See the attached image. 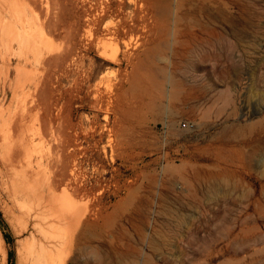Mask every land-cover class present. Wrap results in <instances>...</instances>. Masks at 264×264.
Here are the masks:
<instances>
[{"label":"rangeland","instance_id":"obj_1","mask_svg":"<svg viewBox=\"0 0 264 264\" xmlns=\"http://www.w3.org/2000/svg\"><path fill=\"white\" fill-rule=\"evenodd\" d=\"M112 1L115 9L119 0ZM156 1L177 12L175 28L172 20L167 30L154 27L139 45L136 36L104 32V49L93 46L82 60L61 61L60 66L53 49L60 53L70 40L77 48L85 45V11L90 3L37 0L36 12L31 4L17 5L26 11L15 12L23 19L21 29L29 28L22 31L24 49L17 53L13 43L6 58L0 57V110L13 114L16 109V115L23 107L31 109L28 124L48 122L49 144L55 145L56 127L62 137H70L75 159L69 172L74 169L91 180L103 172L101 199L86 202L92 212L70 256L66 249L58 259L65 264H264V0ZM133 6L125 0L120 15L132 16ZM48 20L49 40L44 38L49 34ZM104 22L111 24L113 19ZM26 31L31 33L25 35ZM126 43L128 62L123 59ZM115 59L122 60L121 66ZM41 60L43 66L50 62L47 70ZM90 66L91 79L83 83V70ZM18 75L22 77L16 83ZM152 75L157 83L151 82ZM74 79L80 82L79 91ZM42 80L47 81L45 86ZM17 84L24 88L15 90ZM145 87L157 101L145 99ZM93 96H100L101 102L93 103ZM19 104H25L22 110ZM82 130L88 131L85 140ZM1 153L0 147V236L7 252L5 264H16L21 224Z\"/></svg>","mask_w":264,"mask_h":264},{"label":"bare ground","instance_id":"obj_2","mask_svg":"<svg viewBox=\"0 0 264 264\" xmlns=\"http://www.w3.org/2000/svg\"><path fill=\"white\" fill-rule=\"evenodd\" d=\"M85 1H88L90 3L89 9L85 11V20H86V26H87V30L85 29V32L87 33L86 34L87 35L86 36V43L84 42L85 45L81 49L77 48L76 43L71 41V40L69 42H67V44H68L67 45L65 41L69 40V38H68L69 35H68L66 40H63L64 42L62 43V46H60V47L64 48V46H63L64 43L67 46L65 45L64 49L60 48V51L62 49V51L60 53H59V50L53 49V51L55 53H57V56L55 55V61L57 63L56 62L55 63L58 64L59 66H60L61 61L63 62L65 60H67L68 63L73 62L75 64L78 60H82V57L85 56L86 53L93 46L97 50L101 51V49L104 47L103 46L104 43H103V39L101 37V34L104 32H107L111 36H114V37H123L124 35H127V36L129 35L130 37L136 36L138 38L137 42L139 45L140 44L139 42H140L142 36L147 37V32L154 30V27L162 26L163 28H165L167 30L169 28L168 26L170 25L171 20H172V24H173L174 28L176 27L177 22L179 21V17L177 15L176 11H174V12L170 11V9L166 5H160L156 0H130V2L133 3V5H134L133 7H135V9H134L133 15L131 14L132 16H130L129 18H125V17L121 16L119 13V11H121L122 8H124L125 0H119V2L116 3L115 9H113L111 6L113 3L112 0H85ZM30 4L32 5V8H33L34 5L36 6L37 0H0V19L2 18V21L0 24V49H2V48H3V50L5 49L4 52H3V50H0L1 59L4 58V55H6V53L10 51V50L7 51L8 47L11 46L10 48H12L13 43H16V45H17V50H19V51L16 50L17 53H19L20 49H22L24 47L23 46L21 48V46H22L21 41L24 40L22 31L25 28L23 27L21 29V26H20L21 22H22L21 20H23V19H21L22 18L21 16H20L21 18L19 17V15H18L19 13L16 14L15 12L16 11L18 12L17 9H19L20 6L25 7L28 5V7H29ZM17 5H20L19 8H17ZM42 7H44V6H42ZM35 8H33V9L36 12L38 10V8H37V10H35ZM21 10H23V9H21ZM28 10H30V8H28ZM25 12L26 11H24V13ZM29 13H31V15H32L31 10ZM21 14L23 15V18H24L25 15L22 12H21ZM50 16L52 17V15H50ZM46 17H48V16H46ZM27 18H29V17H27ZM31 18H33V17L31 16ZM34 18H36V17H34ZM54 18H55V15H54ZM54 18L52 17V19H54ZM107 18H112L113 22H110L111 24H105L104 21ZM47 19L45 18L44 20L46 21ZM29 20H32V19H29ZM44 20H43V22H44ZM34 21H36V20H34ZM50 21H53V20L50 19ZM50 21L48 20L47 26L52 24V23L51 24L49 23ZM24 22H25V19H24ZM26 22H27V20H26ZM57 22L58 21L56 20V22H53V23H57ZM39 23L41 24L42 21H39ZM40 24H39V27L44 28L43 26H40ZM37 25H35V26H37ZM54 25L55 24H53L52 26L56 28L57 26H54ZM57 25H58V23H57ZM26 26H28V28H29V25H26ZM49 27H51V26H48V27L45 26V28H48L46 32H49V34L45 33L46 36L44 37L45 39H48V40H49V38H47V37H49L51 35L50 34L51 31H48L50 29ZM28 28H26L25 30H27ZM30 29L33 30L32 26ZM63 29H65V28L62 27L61 30L63 31ZM39 30H40V28H39ZM39 30L37 29V31L40 33L41 31H39ZM44 30H43V32H45ZM55 30H53V34L54 33L56 34V32H54ZM27 31L24 33L25 35L28 33ZM91 31L93 33H91ZM34 32H36V31H34ZM38 32L36 34L39 36H36V37H39V40H40L41 37H40V34ZM64 32L68 33L69 31L65 29ZM30 33L31 32H29L28 34H30ZM36 34L34 33L33 35H36ZM57 34L59 35L58 32H57ZM25 35H24V37H25ZM41 36H42V33H41ZM62 36H64V35H62ZM84 36H85V34H84ZM30 37L33 38L34 36L32 37V34H31ZM64 38H65V36H64ZM33 39H32V41H33ZM35 39H34L35 42H37L38 38H35ZM45 39L43 40L41 38V40H43L42 42H44ZM55 40H53V41H55ZM46 42L48 43V41H46ZM31 43L32 42L30 40L29 44L31 45ZM47 43H45V44L47 45ZM49 43L51 45V43H52L51 40ZM27 44H26V46H27ZM41 45H43V44H41ZM50 45H49V47L51 48L52 46H50ZM57 45H60V44L57 43ZM31 47H33V46H31ZM125 47H126V52L123 54V57H124L123 59L128 62V59H127V56H128L127 51L128 50L127 49L130 48V44L126 43ZM50 48L47 47V49L52 51V49H50ZM54 48H55V45H54ZM56 48L59 49L58 46ZM32 49H34V48H32ZM38 49H40V48L38 47ZM49 50L47 52H49ZM31 51H32V53H34L36 50L35 51L31 50ZM41 51H42V49H41ZM44 51L46 52V50H44ZM11 52H12V50H11ZM25 53H26V51H25ZM37 53H38V51H37ZM105 53H102V54H105ZM26 54H28V51ZM51 54L52 53L50 52V56H51ZM9 55H10V53H9ZM31 55H33V54H31ZM47 55H49V54H47ZM47 55L45 56L46 59H47ZM112 55H114V54H112ZM20 57H22V56H20ZM33 57H34V55H33ZM37 57H38V55H37ZM37 57H35V58H37ZM7 58H10V57H7ZM18 59L20 60V58H18ZM38 59H39V57L37 58V61H38ZM35 60H33V61H35ZM52 60H54V59H52ZM52 60H51V62H52ZM4 61H2V62H4ZM41 62H42V60H41ZM41 62L39 63V65H41ZM4 63H6V62H4ZM46 63L47 62H45V64ZM49 63L50 62L48 61L47 64H49ZM115 63L118 66H121L122 60H116L115 59ZM6 64H8L7 72H9V67H11V66H9V61ZM16 64L18 66L17 62H16ZM47 64L45 66H47ZM19 66H20V63H19ZM19 66L17 67L18 70H20ZM42 66H43V62H42ZM45 66H43V67L45 68ZM53 66H55V65L53 64ZM15 67H13V68H15ZM42 69L43 68L41 67L40 72H43ZM16 70L17 69L15 68V71ZM18 70L15 73H17ZM56 70H58V68ZM21 71H24V69ZM45 71L43 72V73H45L44 76L47 73ZM91 71H92L91 66L88 67L87 69L83 70L84 75L81 79V82L88 83L90 81ZM161 71L162 70L160 69L159 72H161ZM48 72H50V71H48ZM0 74H1V72H0ZM21 74H22V72H21ZM154 74H155V72H154ZM3 75H5V74H3ZM19 75H18V78L16 76V78L18 79L16 83H18V81L20 82L19 79H21V77H22V76L19 77ZM37 75L39 77V74H37ZM48 75L49 74H47V76ZM32 76H35V75H32ZM44 76H42V73H41V78ZM29 77H27V78H29ZM30 78H29V80H30ZM50 78H51V76H50ZM153 78H154V76L152 75V77H150L151 82L157 83V81L153 80ZM161 78L164 80V82L166 80H168V78L166 76H162ZM35 79H37L36 76H35L34 80ZM46 79H47V77H46ZM31 80H30V82H32ZM47 80L50 81V79H47ZM74 80H76V79H74ZM27 81H28V79H27ZM23 82H24V80H22V83ZM39 82L37 81V86H38ZM42 82H43V80L41 81V83ZM44 82H43V86H45ZM79 84H80V82H78L77 80L74 81L73 86L78 91L80 88ZM24 85H27L26 82ZM33 85H34V87H36L35 84H33ZM159 85L163 86V83L159 82ZM8 86H10V84H8ZM20 86L22 88H24L23 84H20L19 86L17 84L13 87L15 88V90L17 87V90H18V87H20ZM21 87L19 89L22 90ZM98 88H99V84H98ZM2 89H4V87ZM44 89H45V87H44ZM44 89H42V91ZM15 90H14V92H12L13 94L15 93ZM33 90L35 92H37L35 88ZM142 91H143L142 95H144L146 100L148 99L149 103H152V102L158 100L156 97H152V94L148 91V89L146 87ZM30 94H31V98H32L33 93L30 92ZM40 95H41V93H40ZM14 96H16V94H14ZM94 96H95V94H94ZM94 96H93V98L95 99V102H93V103H96V104L100 103L101 97L100 96L94 97ZM37 97H39V95ZM41 97H44V96L41 95ZM79 97L80 96H78V98ZM31 98L29 97L30 100H31ZM33 99H34V97H33ZM26 100L28 101V98ZM58 101H59V98H57L55 102L57 103ZM16 103H18V102H16ZM26 104L29 105L27 102H26ZM19 105L20 106L16 105L17 107H20L19 109H21L22 106H25V104H22V105L19 104ZM27 105H26V107H27ZM44 105H45V103H42V106H44ZM7 108H8V106H7ZM24 108L25 107L22 108L23 112H21V113L19 110L20 115H19V113H17L18 116H17V114L15 115V112H17L18 110L14 109V108L13 109L15 112H13V114H11L10 112L8 113V111L5 112L6 110H0V147L2 150L1 154H3L4 160L8 166L7 168L9 169L8 170L9 174L7 173L9 175L8 176L9 181L8 180L7 181H8V183H10L9 185H10V189H11L10 190L11 194L10 193L9 194L12 196V197H10V198H12L11 203L13 202V205L16 206V208L19 212V214H15V213L14 214L19 215L17 217L15 216V217L19 218L17 221L20 220V224H21L20 225L21 228L19 227L20 231L16 232L17 237H19L16 241V248H17L16 264H59V263L61 264L62 261H61V259L59 260L58 258H61L63 251L65 252L66 249H68L67 250L69 252L68 256H70V253H71L70 250H72V246H73L76 238L78 239L80 230H81V228H82V226H83V224L87 218V215L90 212H92L91 211L92 209L89 210L88 207H86V205H85L86 202L88 204L92 201L94 202V201L101 199L100 198L101 197V191H103V190L102 189L100 190L101 184H102V181L100 179H102L103 172H97L96 174L98 177L95 176L93 178V180L88 179L85 175H82L81 173L75 172L74 169H71L69 172L68 167L71 166V163H73V161L75 159L74 151L73 152L70 151L74 147L72 144V139L70 137H68V138L62 137L61 134L59 133V129H57V127H56L55 131L57 132V130H58V133L55 132L56 136L52 137V139L55 138V140H53V141H55V145H53L54 143L53 144L50 143V144H52V147H51L50 144L48 143V140H47L48 135L51 132L48 129H46L48 122L46 123L47 124L46 125V124H44V122L42 120L37 127L35 126V123L34 124H28L27 121H28V118H30L28 116V114L30 115L32 110L28 109V108H27L28 109L27 110L25 108V111H24ZM42 109H43V107H42ZM10 110L11 109H9V111ZM45 114L47 115V113H45ZM34 115H35V113H34ZM36 116L38 117V114ZM58 116H59V114H58ZM43 119H44V117H43ZM57 122H58V128H60L61 126H59V125H61V124H59L60 121H58V119H57ZM83 127H85V126H83ZM86 129H87V127H86ZM80 134H81L83 140H85L88 137V131L87 130H82L80 132ZM75 135L77 137L79 136L77 134H75ZM53 136H54V134H53ZM49 137H51V136H49ZM49 140H50V138H49ZM51 140L49 142H53ZM53 150H54V152H53ZM126 156H127V154H126ZM0 157H2V156H0ZM47 168L49 170H47ZM66 169H67V172H66ZM4 172L6 173L5 170H4ZM4 176H5V174H4ZM115 192H116V190H113V193H115ZM81 200L84 202L82 203ZM93 212H94L93 215H95V214H97L98 210L96 212L95 211H93ZM17 224H18V222H17ZM15 227H14V230L16 229ZM60 229L62 230V232L58 234ZM14 234H15V232H14ZM2 240H1V236H0V254H1L2 260L5 264L6 258H7V252L5 250V243ZM67 251H66V253H67ZM62 258H63V256H62ZM63 259L65 260V258H63ZM62 264H65V263L62 262Z\"/></svg>","mask_w":264,"mask_h":264},{"label":"built area","instance_id":"obj_3","mask_svg":"<svg viewBox=\"0 0 264 264\" xmlns=\"http://www.w3.org/2000/svg\"><path fill=\"white\" fill-rule=\"evenodd\" d=\"M183 126V125H182Z\"/></svg>","mask_w":264,"mask_h":264}]
</instances>
